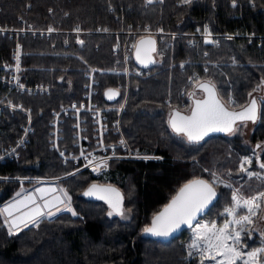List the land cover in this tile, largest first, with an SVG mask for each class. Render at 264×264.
I'll list each match as a JSON object with an SVG mask.
<instances>
[{"label": "trees", "instance_id": "1", "mask_svg": "<svg viewBox=\"0 0 264 264\" xmlns=\"http://www.w3.org/2000/svg\"><path fill=\"white\" fill-rule=\"evenodd\" d=\"M232 1L0 0V26L20 28L25 22L39 29L54 26L72 30L78 26L92 30L107 26L115 30L120 24L108 12L112 2L129 6L130 20L161 25L171 31L188 32L206 24L221 33H232L235 28L260 31L264 24V0H235L234 5ZM114 40L113 34L20 35L21 81L48 83L49 91L31 94L0 85V106L11 101L20 107L1 108L0 150L20 136L27 123L25 110L29 111L32 126L30 140L18 154L0 160V209L17 192V177L63 176L58 182L70 195L77 215L62 211L51 218L42 217L38 224L19 232L12 230L13 234L9 233L3 214L0 215V264H201L199 248L191 249L198 222L205 219L207 223L222 224L227 217L225 208L233 205V190L244 197L264 193V169L259 166L264 163V86L253 92L264 79V46L242 37L223 38L219 46L201 44L198 53L185 37H170L171 43L163 55L156 53L155 60L146 66L152 72L147 77L130 78V93L122 116L131 147L137 153L158 158L111 160L108 169L98 177L86 170L69 174L74 165L64 164L49 146L52 111L81 98L87 66L112 70L123 67L120 55L113 52ZM13 44V36L0 33V73L10 63ZM182 58L198 59L202 74L199 79L212 82L230 108L244 106L250 99L248 94L253 92L259 103L256 121L238 122L236 131L210 135L198 142H189L183 134L173 132L168 124L172 109L188 111L192 97L200 95L197 82L180 93L190 68L187 65L186 72L179 71L176 62ZM131 62L138 67L134 59ZM98 77L100 103H117L118 99L107 100L104 90L116 86L124 76L100 73ZM230 91L235 104H228ZM246 122L251 125L248 134L243 128ZM70 123L69 119L64 122L65 140L61 142L67 147L71 142ZM245 160L251 163H245L244 168L258 175L249 177L247 171H241ZM195 177L207 179L217 191V200L208 211L191 227L166 241L144 236L143 229L152 216L183 183ZM92 182L114 184L122 190L123 216H109L111 209L104 201L82 195ZM259 201L255 224L245 225L237 245L242 252L264 247V200ZM247 214L246 208L237 209V216Z\"/></svg>", "mask_w": 264, "mask_h": 264}, {"label": "built area", "instance_id": "2", "mask_svg": "<svg viewBox=\"0 0 264 264\" xmlns=\"http://www.w3.org/2000/svg\"><path fill=\"white\" fill-rule=\"evenodd\" d=\"M236 3V1H234ZM109 11L113 14V19L120 24L119 29L111 30L107 26H97L92 30H67L65 33H88V34H113L115 37L113 52L120 55L123 67L121 69H102L96 66H91L84 72L85 81L83 83V91L79 100H73L69 104L62 105L60 108L52 111V120L50 122L51 130L49 136V146L55 150L61 157L63 162H72L79 165V169L87 168L91 174L97 176L107 168V164L111 160L122 159H136L142 158L131 147L122 126V116L125 110L126 102L130 93V79L131 75L137 77H144L148 74V67L132 65L134 45L138 38L142 36H152L156 40V52L162 49L158 45L164 43L167 35L187 37V44L193 47L196 52L199 50L201 42L205 39L212 45H220L223 37H244L248 38L250 42L255 41L257 45L264 46V24L262 29L258 32L254 30H235L234 32L221 33L214 31L209 24L208 33L203 31L204 27L193 30V32H176L166 31L162 27L151 26L149 24H132L130 23L124 6L120 5L119 9L112 4H108ZM130 9V7H126ZM50 12V10H49ZM53 31L49 32L48 29ZM64 32L53 26L48 28H34L31 24L22 22L20 28H13L10 26H0V33L9 34L14 37V44L10 53V63L5 68V71L0 73V85L8 88L27 92L31 94L47 93L49 85L45 83L25 84L21 81L19 75L21 70L22 47L20 35L32 34L46 36L54 33ZM19 45V69L17 70V46ZM198 49V50H197ZM188 60H184L186 63ZM132 66L134 68H132ZM183 67V66H180ZM100 73H118L124 76L123 81H119L116 86L118 90V102L114 104L102 105L99 101V78ZM131 74V75H130ZM129 76V77H128ZM190 79V78H189ZM114 99V100H115ZM10 106L20 109L19 106H14L12 103H3L0 106ZM27 114V123L22 126L20 136L15 140L14 144L0 150V160L4 158H12L18 154V150L24 147L30 139L32 126L30 123V114ZM71 120V142L69 147L61 145L65 140V120ZM63 153V155H61ZM83 153V155L81 154ZM99 165V167H98ZM94 169H96L94 171ZM53 182V181H44Z\"/></svg>", "mask_w": 264, "mask_h": 264}, {"label": "snow or ice", "instance_id": "3", "mask_svg": "<svg viewBox=\"0 0 264 264\" xmlns=\"http://www.w3.org/2000/svg\"><path fill=\"white\" fill-rule=\"evenodd\" d=\"M151 2V0H149ZM187 2V0H185ZM53 31L52 28L48 29ZM203 31L208 33V27L205 26ZM231 39V37H229ZM205 42H209L207 38ZM82 43V41H80ZM136 59L141 64L152 62L150 59L151 53L154 52L155 43L151 39L142 38L136 45ZM17 70L19 69V45L17 46ZM264 86V79H261L257 88L253 89L256 92ZM199 87L207 94L203 100L194 101V107L191 108V115H182L179 111H173L169 117L168 124L176 133L184 134L189 141H199L205 135L212 131H224L232 133L236 131L237 122L255 121L257 119V99L253 96V92L248 95L250 101L246 106H243L240 111H230L218 98L215 91V85L209 83H201ZM114 93L113 89H108L106 95ZM189 95H192L191 93ZM111 98V96L109 97ZM229 104H235V101L229 95ZM11 103V102H9ZM264 103V101H262ZM260 147V145H257ZM83 155V153H81ZM63 155V153H61ZM245 163H251V160H245L241 163V171H247L244 168ZM261 169H264V163L259 164ZM99 167V165H98ZM96 169H94L95 171ZM249 177L258 175L251 171H247ZM215 177V174H213ZM215 182V180H214ZM225 187H231L225 184ZM56 191L63 192L62 189L57 190L53 188H37L35 193L40 194L39 199L43 203H39L35 193H28L22 199L15 200L8 204L3 209H0V215L7 214L5 223L9 226V233L15 229L17 232L22 228H27L29 225L38 224L41 216L52 217L56 213L66 210L71 211L73 215H77L70 207V197L64 192V197L54 196L52 200L46 198V193H53ZM20 194L17 193V196ZM85 196L98 195L100 199L105 200L111 211L108 213L111 216L113 213L124 215L122 209L123 196L120 191L111 186L91 185L88 190L84 192ZM217 196V192L212 184L202 179H194L188 181L183 185L177 194L172 197L169 204L155 213L152 217L151 224L145 226L143 233L151 234L153 236L167 237L176 229L180 228L182 224H190L195 215L202 211L207 205ZM258 200H264V193H259L251 199H241L237 191L233 190L231 207L225 208L227 216L232 217L226 220L222 227L217 228L215 222L211 226L203 225L201 230L197 233V240H203L205 243L203 247H199L197 240H194L191 247L198 248L201 256V264H204L205 258H210L216 261V264H236L242 257L244 264H264V247L253 249L249 252H242L237 245L240 244L241 234L245 225H254L253 219L257 212L255 209L260 205L256 203ZM64 204V209L58 205ZM55 207L54 213L51 209ZM246 208L248 214L237 216V209ZM48 211L45 212L44 210ZM127 211H131L130 209ZM230 225H237L238 228L233 227L229 230ZM251 235V232L248 233ZM231 241V244L228 242ZM206 254L207 257H206ZM191 255V253H190ZM222 257L221 260H216V257Z\"/></svg>", "mask_w": 264, "mask_h": 264}, {"label": "rangeland", "instance_id": "4", "mask_svg": "<svg viewBox=\"0 0 264 264\" xmlns=\"http://www.w3.org/2000/svg\"><path fill=\"white\" fill-rule=\"evenodd\" d=\"M185 1V0H184ZM235 1V0H234ZM234 1H232V5H234L235 3H234ZM110 2V1H109ZM149 2V0H146V2L145 3H148ZM112 3V2H111ZM116 8H117V10L119 9V7H120V5H122V6H124V8L125 9H127L126 10V12H125V14L127 13L128 14V12L130 11V9H128V8H126V7H129V6H126V5H123V4H115V3H112ZM108 12H110L109 11V7H108ZM111 13V12H110ZM111 15H112V17H113V14L111 13ZM112 20H114L113 18H112ZM129 21H130V23H132V24H138V23H141V22H135L134 20H130L129 19ZM116 22V21H115ZM150 24V23H149ZM151 25V24H150ZM154 24H152V26H153ZM161 25H159V27H160ZM49 27V26H48ZM48 27H46V28H48ZM54 27V26H53ZM55 28H57V27H55ZM80 29L81 30V28L80 27H78V26H75L72 30H74V29ZM162 28L164 29V30H166V31H171V30H167V29H165L163 26H162ZM212 28V27H211ZM59 29V28H58ZM119 29V28H118ZM196 29H199V27L198 28H196ZM237 29H239V28H235V30H237ZM82 30H84V29H82ZM85 30H90V29H85ZM63 31L64 32H60V33H54V34H68V33H65V29H63ZM252 31V30H251ZM67 32H68V30H67ZM176 32H178V31H176ZM188 32H193V31H188ZM69 34H88V33H69ZM228 34H230V33H228ZM53 35V34H52ZM49 36H51V35H49ZM170 37H177V36H169V35H167L166 36V38H165V41H164V43L163 44H161V48L160 49H162L160 52H157V54H159V55H163V53H164V51H165V49L168 47V45L171 43V40H170ZM182 37V36H181ZM228 37H230V36H227V37H223V38H228ZM222 38V39H223ZM185 39H186V42H187V40H188V38L187 37H185ZM222 39H221V41H222ZM242 39H247L248 40V38H244V37H242ZM248 42H250L249 40H248ZM201 44H210V45H212L211 43H206V42H201L200 43V45H199V48H200V46H201ZM220 44H221V42H220ZM216 46V45H215ZM217 46H219V45H217ZM198 48V49H199ZM197 49V50H198ZM196 52V51H195ZM199 52V50L196 52V53H198ZM206 53L204 52L203 53V55H205ZM185 60H188L186 63H183V58L182 59H179V60H177V67H178V69H179V71H185L186 72V68L188 67L187 65H190V68L188 69V71H187V77H186V80L184 81V83L181 85V90H180V93L181 94H183L184 92H185V90H186V88L187 87H189V86H192L193 84H195V82H198V81H200V79L199 78H201V72L199 71V65H198V63H199V61H198V59L197 58H191V59H185ZM206 62V61H205ZM132 65H134V64H132ZM180 66H183V67H180ZM89 67H91V66H89ZM88 66L86 67L87 69L89 68ZM99 68H101V67H99ZM132 68H134L133 66H132ZM102 69H105V68H102ZM148 69V74H147V76L152 72V70L150 69V68H147ZM209 69V68H208ZM203 70H207V68H206V66H203ZM112 74H118V73H112ZM119 75H122V74H119ZM131 75V74H130ZM125 76V75H124ZM132 76H134V75H131L130 77H129V79L132 77ZM147 76H144V77H147ZM126 77V76H125ZM99 78V77H98ZM127 78V77H126ZM190 78V79H189ZM130 81V80H129ZM36 83H42V82H36ZM45 84H48V83H45ZM49 85V84H48ZM198 93H200L201 94V92H198ZM37 94H45V93H37ZM229 95H231V97H232V99L234 100V96H233V94H232V92L230 91L229 92V94H228V101H229ZM97 98H99V95H98V97ZM118 99V98H117ZM127 101H128V99H127ZM9 102H11V101H9ZM181 103L182 104H184L185 103V101L184 100H182L181 101ZM229 104V103H228ZM61 107V106H60ZM59 107V108H60ZM244 131H245V133L246 134H248V132H249V130H250V128H251V125L249 124V123H245V125H244ZM70 134H71V132H70ZM71 138H73V136L71 137ZM12 144H14V143H12ZM11 144V145H12ZM264 146V142L261 144V147H263ZM134 150V149H133ZM135 151V150H134ZM56 152V151H55ZM136 152V151H135ZM57 153V152H56ZM57 155L59 156V154L57 153ZM138 156L139 157H143V158H146V157H153L154 155H152V154H145V153H139L138 152ZM60 157V156H59ZM154 157H156V158H158V156H154ZM61 158V157H60ZM61 161H62V159H61ZM63 162V161H62ZM64 164H68V163H72V162H63ZM73 165H74V168L69 172V174L71 173V174H73V173H76V172H79V171H82V170H86L88 173H90L91 174V172L87 169V168H85V169H79V165H75L74 163H72ZM108 167H109V163L107 164V168L106 169H104L103 171H102V173L100 174V175H97V176H95V175H93V174H91V175H93V176H95V177H98V176H101L102 174H104V172L108 169ZM63 176H57V177H44V176H25V177H17L16 179L19 181V188H18V190H17V192L14 194V196H13V198L14 197H16L17 196V193H19V194H22V193H24V192H26V191H28V190H30V189H33L36 185H38V184H40V183H42V182H44V181H48V180H50V181H53V182H55V183H57V185H58V187H59V189H62L63 190V192H62V194H63V196H64V192H66L65 191V189H64V187L61 185V184H59V182H58V180L60 179V178H62ZM259 193H257V194H254L253 196H251V197H244V196H242V195H240V193H239V197L243 200V199H251V198H253V197H255V196H257ZM67 197H70V195L67 193ZM65 199H67L66 197H64ZM12 199V198H11ZM256 203L257 204H260V201L258 200V201H256ZM61 209H64V204H62V205H60L59 206ZM70 207H71V209L73 210V205H72V203H71V200H70ZM260 208V207H259ZM259 208H257V209H259ZM257 209H255V211H257ZM52 211L55 213L56 212V208H54V209H52ZM62 211H66V210H62ZM62 211H60V212H62ZM74 211V210H73ZM60 212H58V213H60ZM71 212V211H70ZM58 213H56V214H58ZM55 214V215H56ZM3 216H4V221H5V219H6V216L3 214ZM42 217H47V218H51V217H48V216H41L40 218H42ZM53 217V216H52ZM39 218V219H40ZM230 219H232V217H229V216H227L226 217V220H230ZM225 220V221H226ZM225 221L222 223V224H216V226H217V228H219V227H222L224 224H225ZM212 223L213 222H211V223H207L206 221H205V219H201L199 222H198V225H197V233H198V231L199 230H201V226H203V225H208V226H211L212 225ZM233 227H236V225H230L229 226V230H231V228H233ZM13 230H15V229H13ZM194 240H197V236L195 237V239ZM197 243H198V245H199V247H203V245H204V241L203 240H197ZM229 244H231V241H229L228 242ZM198 247V248H199ZM191 249L192 250H196L197 248H192L191 247ZM247 252H249V251H247ZM207 255L208 254H206V257H207ZM246 257H242L240 260H238V261H242L243 263H244V259H245ZM222 259V257H220V256H217L216 257V260H221ZM205 264H216V261L215 260H212V259H210V258H207L206 259V262H205Z\"/></svg>", "mask_w": 264, "mask_h": 264}, {"label": "water", "instance_id": "5", "mask_svg": "<svg viewBox=\"0 0 264 264\" xmlns=\"http://www.w3.org/2000/svg\"><path fill=\"white\" fill-rule=\"evenodd\" d=\"M142 38H144V39H151V40H153L154 41V43H155V49H156V40L152 37V36H142V37H140V38H138L137 39V41H136V43H135V45L142 39ZM156 52V50L154 51V52H152L151 53V56H150V59H151V61L153 62L154 60H155V53ZM133 58H134V60H135V62L138 64V65H140V66H147V65H149V64H151L152 62H150V63H146V64H141V63H139L138 61H137V59H136V48L134 47V50H133ZM210 81H208V80H200V81H198L197 82V84H196V89H198L200 92H201V94L199 95V96H193L192 97V100H191V105H190V108H189V110L188 111H183V110H181V109H177V108H174V109H172V111L170 112V114H169V116H168V120H169V117H170V115H171V113L175 110V111H179L182 115H191V108L192 107H194V101H196V100H203V99H205L206 98V93L203 91V89H201L200 87H199V84H201V83H209ZM211 84H213L212 82H210ZM108 89H113L114 90V93H109L108 95H106V92H107V90ZM215 91H216V94H217V98L230 110V111H240L241 109H242V107H240V108H237V109H234V108H230L229 106H227L222 100H221V98L219 97V95H218V93H217V90H216V87H215ZM118 90L116 89V88H113V87H109V88H106L105 90H104V97L107 99V100H114L117 96H118ZM111 96V98H109ZM255 98H256V96H254ZM257 99V98H256ZM249 101H250V99H249ZM249 101L244 105V106H246L248 103H249ZM257 106H258V109H259V103H258V100H257ZM257 116H258V111H257ZM256 121V120H255ZM255 121H250L249 120V122H255ZM239 122V121H238ZM237 122V123H238ZM170 127V126H169ZM171 128V127H170ZM172 129V128H171ZM173 131V130H172ZM174 132V131H173ZM176 133V132H175ZM224 133H228V132H224V131H212V132H209L207 135H205L204 137H203V139L205 138V137H207V136H210V135H214V134H224ZM184 135V134H183ZM185 137H186V139L188 140V138H187V136L186 135H184ZM202 140V139H201ZM189 141V140H188ZM200 141V140H199ZM189 142H198V141H189ZM194 179H202V180H205V181H208L207 179H205V178H203V177H195V178H192V179H190V180H194ZM190 180H188V181H190ZM187 181V182H188ZM187 182H185V183H183L178 189H177V191L175 192V194L173 195V196H175L176 194H177V192L179 191V189L183 186V185H185ZM209 182V181H208ZM210 183V182H209ZM211 184V183H210ZM91 185H100V186H108V185H111V186H113V187H115V188H117L119 191H120V193H121V195L123 196V203H122V209H123V204H124V195H123V192H122V190L119 188V187H117L116 185H114V184H110V183H101V182H92V183H90V184H88L87 186H86V188L83 190V192H82V195L84 196V197H86V198H88V199H95V200H102V199H100L99 198V196L98 195H91V196H85L84 195V192L86 191V190H88V188L91 186ZM214 187V186H213ZM37 188H53V189H57V190H60L59 189V187H58V185H57V183H55V182H45V183H40V184H38V185H36L33 189H30V190H28V191H26V192H24V193H22V194H20L19 196H16V197H14V198H12V199H10V200H8L7 202H5L4 204H2V206H1V209H3L5 206H7L8 204H11V203H13L15 200H18V199H22L24 196H26L28 193H35V190L37 189ZM215 188V187H214ZM215 191H216V189H215ZM217 192V191H216ZM36 194V196H37V199H38V202L39 203H43V201L42 200H40L39 199V195L40 194H38V193H35ZM45 196H46V198L47 199H49V200H52V198L54 197V196H61L62 198H64V196H63V194H62V192L61 191H56V192H53V193H46L45 194ZM172 196V197H173ZM172 197L168 200V202L167 203H165L156 213H158L159 211H161L163 208H164V206L165 205H167V204H169V202L171 201V199H172ZM217 197H218V194H217V196L207 205V207H205L202 211H200V212H198L196 215H195V217L193 218V220H192V222L190 223V224H182L181 226H180V228H178V229H176L174 232H172L169 236H167V237H160V236H153V235H151V234H145V233H143V235L144 236H146V237H150V238H154V239H157V240H162V241H166V240H168V239H170V238H172V237H174V236H176V235H178L182 230H184V229H186V228H189V227H191L197 220H198V218L200 217V216H202L203 214H205L207 211H208V209L212 206V204L217 200ZM65 199V198H64ZM102 201H104L107 205H108V203L105 201V200H102ZM60 205H62V204H60ZM60 205H58V206H60ZM109 206V205H108ZM55 207H53L52 209H54ZM51 209V210H52ZM45 212H47L48 210L47 209H45L44 210ZM6 217H7V214L5 213L4 214ZM153 217V216H152ZM151 221H152V218H151ZM150 224H151V222H150ZM149 224V225H150Z\"/></svg>", "mask_w": 264, "mask_h": 264}, {"label": "flooded vegetation", "instance_id": "6", "mask_svg": "<svg viewBox=\"0 0 264 264\" xmlns=\"http://www.w3.org/2000/svg\"><path fill=\"white\" fill-rule=\"evenodd\" d=\"M30 140V139H29Z\"/></svg>", "mask_w": 264, "mask_h": 264}]
</instances>
